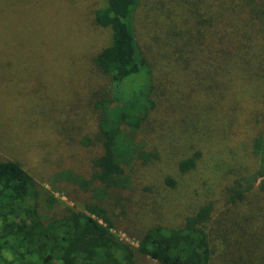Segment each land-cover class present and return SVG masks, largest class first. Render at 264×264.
Segmentation results:
<instances>
[{"label": "trees", "instance_id": "trees-1", "mask_svg": "<svg viewBox=\"0 0 264 264\" xmlns=\"http://www.w3.org/2000/svg\"><path fill=\"white\" fill-rule=\"evenodd\" d=\"M166 1L172 24L165 23L163 34L151 35L153 48L138 39L134 15L140 0H103L93 10V22L108 28L110 36L93 56L107 85L94 101L97 128L80 139L85 147L95 146L87 156V176L65 168L53 173L44 187L18 160H0V264H137L147 256L157 264H264V114L262 131L251 143L256 165L248 172L237 166L225 178L218 213L209 199L188 200L180 224L150 221L133 244L113 231L114 213L102 203L109 190L130 187L133 160L139 161L135 172L159 159L156 148L143 149L132 133L150 121L157 107L154 97H180L177 91L183 85L176 75L184 68L200 78L203 97H238L239 92L243 97L251 83L257 89V81L264 89V0ZM85 84L87 89L72 81L77 88L73 97L89 93ZM184 115L180 111L176 119ZM177 130L194 135L185 124ZM186 152L181 149L183 160L175 157L178 175L162 178L163 192L179 184L191 193L183 174L201 151ZM63 188L73 201L84 193L90 199H81L82 208L63 204L54 195ZM151 210L156 213L157 204ZM127 227L121 228L132 236Z\"/></svg>", "mask_w": 264, "mask_h": 264}, {"label": "rangeland", "instance_id": "rangeland-1", "mask_svg": "<svg viewBox=\"0 0 264 264\" xmlns=\"http://www.w3.org/2000/svg\"><path fill=\"white\" fill-rule=\"evenodd\" d=\"M102 2L0 0V160H18L44 187H49L47 180L53 173L65 168L87 176L84 171L88 167L87 156L95 146L85 147L80 139L92 135L97 128L96 111L99 109L94 107V101L102 97L100 92L107 85L93 65V56L110 36L108 28L93 22L92 12ZM138 4L134 15L138 39L147 48H153L151 35L163 34L165 23L172 24L164 8L168 2L140 0ZM190 65L195 68L193 61ZM189 71L186 67L182 74L176 75L181 87L183 85L177 91L180 97H159L158 94L154 97L157 107L150 121L132 133L143 149L156 148L159 159L135 172L139 161L133 160L129 166L133 176L130 187L109 190L102 199L114 213L116 227L113 231L133 244H136L137 233L150 221L180 224L181 208L188 200L209 199L214 202V213H218L222 208V186L226 177L233 176L237 166H242L241 172L252 171L257 162L251 143L263 125L264 89L260 88V82L256 83L257 89L251 88L252 83L246 86L243 97L240 92L238 97H203L197 84L200 78L194 74L189 76ZM82 80L91 87L89 93L85 97H73L77 88L72 86V81L87 89ZM161 82L158 78V83ZM237 88L240 87L237 85ZM257 90L259 96H256ZM181 91L185 92L184 97ZM180 111L185 113L183 120L176 119ZM183 124L186 128L191 126L194 135L188 130L190 136L177 130ZM184 147L186 154L201 151L196 164L183 174L184 186H189L191 193H184L183 185L179 184L163 192L160 182L165 174L178 175L180 164L175 157H183L181 149ZM228 164L231 165L229 170ZM151 184L154 188L150 191L144 189ZM67 190L54 192L63 204L76 203V207L82 208L81 199H90L88 193H84L74 202L66 195ZM114 200L118 204H114ZM124 202L127 205L124 206ZM153 203L157 204L156 213L151 210ZM124 225L133 231L132 236L121 228ZM137 264L157 262L147 256Z\"/></svg>", "mask_w": 264, "mask_h": 264}]
</instances>
